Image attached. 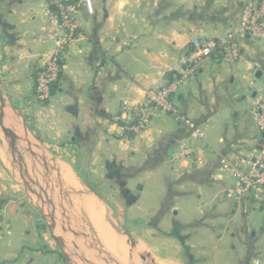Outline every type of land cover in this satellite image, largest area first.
Wrapping results in <instances>:
<instances>
[{
    "label": "crops",
    "instance_id": "0c3cea01",
    "mask_svg": "<svg viewBox=\"0 0 264 264\" xmlns=\"http://www.w3.org/2000/svg\"><path fill=\"white\" fill-rule=\"evenodd\" d=\"M92 1L95 13L81 11L82 32L62 61L51 100L39 104L35 73L56 45L59 24L49 0H0L5 121L48 165L24 149L23 159L57 173L63 188L79 193L75 212L117 257L125 247L128 256L146 254L155 264L264 260V225L231 170L264 142L252 115L264 98V42L239 35V60L205 61L187 78L180 63L192 40L233 32L243 0ZM174 77L183 82L173 102L204 133L186 159L175 157L190 144L191 130L170 115L158 113L139 134L123 130L147 93ZM5 168L0 264H60L39 210Z\"/></svg>",
    "mask_w": 264,
    "mask_h": 264
},
{
    "label": "built area",
    "instance_id": "2783aa9c",
    "mask_svg": "<svg viewBox=\"0 0 264 264\" xmlns=\"http://www.w3.org/2000/svg\"><path fill=\"white\" fill-rule=\"evenodd\" d=\"M49 5L51 17L59 24V33L55 39L54 49L45 55L41 67L35 73V100L39 104H45L51 100L53 88L60 78L62 61L82 32L79 19L81 11L85 9L89 15L95 13L92 0H49ZM239 35L248 36L253 41L264 42V0H243L239 25L226 36L192 40V51L180 58L184 77L194 75L205 61L227 64L239 60L241 57ZM182 82L174 77L161 89L149 91L147 103L134 110L131 122L124 125L123 130L130 134H139L149 128L152 119L158 113L170 115L191 130L190 144L182 145L175 157L186 159L192 157L194 142L203 140L204 133L192 121L181 115L173 102V96ZM252 115L259 135L263 136L264 98L255 102ZM113 121L117 123L121 121V118L115 117ZM225 169H228V165ZM231 170L237 180L239 191L253 193L254 199L264 210V142L243 167ZM3 230V223L0 222V240ZM253 264H264V260H255Z\"/></svg>",
    "mask_w": 264,
    "mask_h": 264
},
{
    "label": "rangeland",
    "instance_id": "374dc122",
    "mask_svg": "<svg viewBox=\"0 0 264 264\" xmlns=\"http://www.w3.org/2000/svg\"><path fill=\"white\" fill-rule=\"evenodd\" d=\"M14 135L16 137L19 136L15 133ZM22 140L24 139H21L20 142H23ZM5 142L4 135L0 128L1 170L6 167L5 171L7 176L9 177L11 183L19 189L20 194L24 195L26 200H31L33 202V206H36L40 211H43L46 214H48L46 206H48L47 197H49V200H51L52 203V206L49 205L51 212L55 214L58 222V236L65 239V242L61 241V243H63V245L70 250L71 257L73 258L75 264H155L146 254H143L141 257V254L139 255L136 253L133 257V253L131 252L128 256V248L127 254L122 253L123 255H120V257H117L115 254H110L104 250L98 240L94 238L95 234L85 221L84 217L79 212H75L74 208H78L79 204H74L72 200L76 197L77 201L79 193L75 194L73 191L63 188L57 173H53L52 171L46 172L43 166H38L39 168L37 166L34 167L29 157L25 160L26 166H28L29 163V178L27 177L26 179L28 182L27 185L21 176L19 166L13 162L10 149ZM21 147L25 146L21 145ZM2 163H4L3 167ZM33 163H35V161H33ZM7 167L9 172L7 171ZM29 190L31 193H29ZM29 194H31V199ZM249 204L255 210L256 217H258L264 225V214L262 212L263 208L258 206L253 193H250L249 195ZM40 211H38V216L42 218V228L45 229L46 237L51 245L50 247L55 249V252L59 254L60 264H69L58 247L55 238L53 239V236L49 232L48 220L45 216L40 215ZM76 211L78 210L76 209ZM110 220L114 222L113 219L110 218ZM67 230H72L73 233L80 234L83 238L82 236L77 238L72 233H67ZM84 235L88 238V240L84 239Z\"/></svg>",
    "mask_w": 264,
    "mask_h": 264
},
{
    "label": "water",
    "instance_id": "95a60500",
    "mask_svg": "<svg viewBox=\"0 0 264 264\" xmlns=\"http://www.w3.org/2000/svg\"><path fill=\"white\" fill-rule=\"evenodd\" d=\"M5 111H6V106H5V103H4V100H3L2 90H1V86H0V128H1L2 132H3L5 141H6L8 147L10 149V153H11L13 162L19 166V171L21 173V176L25 180L26 184L28 185V182H27L26 179H27V177L29 178V171L27 169L25 160L23 159L21 150L24 149L25 151L29 152L32 155V157L36 160L37 164L48 165V163H47L46 160H44L41 157H39L34 150L26 149L24 147H21L16 142V139L14 137L13 131L11 130V128H9V126L7 125V123L5 121ZM263 137H264V135H263ZM29 193H31L30 190H29ZM29 195H30V199H31V194H29ZM47 201H48L47 202L48 206H46V207H47V210H48V214H46L43 211H40L36 206H34V207L37 208L41 212V214L43 216H45L46 219L48 220L50 228H51V231H52V235L54 236L55 241L57 242L60 250L62 251V254L67 259L68 263L69 264H75L73 258L71 257L70 250L65 245H63V243H61V241L59 240V236H58V233H57V231H58L57 230V226H58L57 218H56L55 214H53L51 212V209H50L49 205H51L52 203H51V200H49V197H47ZM31 203L33 204L32 201H31ZM67 233H69V234L72 233L77 238L82 236L80 234L73 233L72 230H67ZM82 238H83V236H82ZM84 239H85V237H84Z\"/></svg>",
    "mask_w": 264,
    "mask_h": 264
},
{
    "label": "bare ground",
    "instance_id": "6f19581e",
    "mask_svg": "<svg viewBox=\"0 0 264 264\" xmlns=\"http://www.w3.org/2000/svg\"><path fill=\"white\" fill-rule=\"evenodd\" d=\"M14 134V133H13ZM14 137H15V139H16V142L21 146V145H23V146H25L26 148H28V149H31V150H35L32 146H31V143H30V140H26V141H24V140H22V141H24V142H20V140L21 139H23V138H20V140L19 139H17L16 138V136L14 135ZM6 143V142H5ZM28 168V167H27ZM29 171V170H28ZM74 181V180H73ZM96 221V220H95ZM105 227V226H104ZM107 232V231H106ZM105 231H104V233H106ZM106 235V234H105ZM107 235H111V234H109V233H107ZM110 239V238H109ZM106 241H107V238H106ZM121 245H123L122 243H121ZM123 247H124V245H123ZM122 253L123 254H125L126 253V248L124 247L123 248V250H122ZM123 258V257H122Z\"/></svg>",
    "mask_w": 264,
    "mask_h": 264
}]
</instances>
